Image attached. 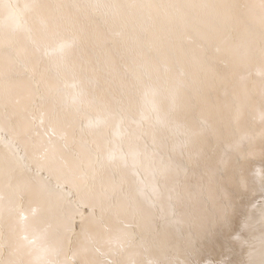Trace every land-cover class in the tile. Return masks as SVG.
Listing matches in <instances>:
<instances>
[{
  "label": "snow or ice",
  "instance_id": "6c2138e0",
  "mask_svg": "<svg viewBox=\"0 0 264 264\" xmlns=\"http://www.w3.org/2000/svg\"><path fill=\"white\" fill-rule=\"evenodd\" d=\"M5 5L6 0H0V49L3 48L5 30L9 33L27 32L30 19L43 10L46 14L43 22L56 45L54 51L61 56L75 49L78 43L86 48L101 29L112 31L119 28L121 33H127V39L121 48L117 49L116 54L127 57L129 63L125 65V71L136 81L142 80L145 75L158 72L161 63L166 65L167 71L166 57L169 53L175 52L180 57L185 54L182 48H173L170 37L177 31H194L201 41L197 44L198 54L193 57L198 68L208 73L218 65L237 75V79L230 85L223 84L224 95L228 96L230 90L234 101L232 121L242 123L245 108L259 106L260 131L256 134L246 133L228 143L225 152L248 153L258 147L264 156V0H248L243 4L240 0H74L71 4L56 0V3L49 5L41 4L39 0H23V7H9L7 16L2 12ZM82 19L93 21L91 32L80 26ZM65 24L69 26L70 31L60 35L59 29ZM145 34L150 35L152 39L143 41L141 37ZM188 39L191 40V37ZM157 41V50L164 57L159 64L150 61L145 52V49L150 52L156 48ZM39 51L37 49V53ZM255 63L261 66L260 71H248ZM14 64L15 61L9 59L6 66L0 57V131H3L5 109L19 103L14 100ZM242 71L247 74H239ZM254 75L259 78L253 79ZM41 99L46 101L50 97ZM225 107L230 105L225 104ZM25 112L26 115L16 119L12 136L23 144V155L12 152L11 156L14 158L10 159L7 165L4 157L0 155V264H141L136 258L139 253L129 251L134 247V238L130 233L121 231L113 237L110 233L106 235L101 229L92 237L88 235V228L84 223L80 225L79 235L86 239L77 240L71 257L65 250L66 245L72 244L67 236L62 237L57 245L37 246V241L47 236V231L52 225L48 224L41 234H36L28 220L29 213L35 215L37 209H25L20 201L25 193L30 197L49 200L53 195L48 187L50 179L56 181L58 198L65 184L71 181H79L82 185L91 181L93 188L99 183L101 216L97 221L98 226L103 224L104 204L112 195L117 196L114 206L116 214H139L142 219L147 216L143 214L137 201L123 190V179L115 183L105 178L104 164L101 163L97 167L90 150L87 154L66 155V136L62 137L66 140L63 146L53 142L54 130L51 126L45 129V112L41 111L38 119L27 109ZM74 116L75 114L73 119ZM9 117L14 118L15 112L10 111ZM68 123L71 127L72 121L69 120ZM257 137L258 146L255 143ZM11 143L12 141H9L10 146ZM36 148L43 149L41 155H36ZM158 155L153 152L149 156L145 149L143 152L132 154V158L135 160L137 156L143 157L142 163L146 169H152ZM108 159L114 160L115 157L110 155ZM127 159L128 156L125 155L123 160L126 169ZM49 160L55 163V167L48 166ZM228 168V160H217L213 175L209 179L218 180L225 195L221 197V202L211 219L203 216L194 218L196 230L185 242L183 258L171 253L165 254L161 259H148L143 264H233V254L241 257L238 264H264V173L260 176L262 199L250 202L240 211L236 226L233 227L237 211L228 186L235 182L236 190L242 192L247 189L248 180L243 173L234 171L229 175ZM129 171L134 184L143 183L137 179L138 174L134 169ZM170 174L169 167L162 166V177L168 178ZM39 178H42V181ZM61 180L65 184H61ZM31 181H35L40 187L33 189L30 186ZM148 199L153 200L152 197ZM154 206L153 202L151 207ZM89 215L93 213L90 212ZM71 227L74 230V221ZM151 231L149 225L148 234H151ZM222 233L226 234V239L220 240ZM192 236L211 240L214 244L219 242L223 251L218 258L201 261L196 258L200 249L196 247ZM143 244L144 240L141 239L140 246ZM125 253L127 255H124Z\"/></svg>",
  "mask_w": 264,
  "mask_h": 264
},
{
  "label": "bare ground",
  "instance_id": "6f19581e",
  "mask_svg": "<svg viewBox=\"0 0 264 264\" xmlns=\"http://www.w3.org/2000/svg\"><path fill=\"white\" fill-rule=\"evenodd\" d=\"M64 2L70 4L72 2V0H64ZM39 3L44 4V5H49V4L56 3V0H39ZM9 7L20 9L23 7V0H6V5L2 9L3 15L7 16ZM45 15L46 14L44 13L43 10H41L37 15H34L30 19L29 25H28V30L25 33H9L7 30H5V32L3 34V39H4L3 48L0 49V51H8L10 43L14 40H19V39H21V40L24 39L26 41V43H22L20 48L26 49L28 52L32 53L33 55L37 52V49H40V51L41 50L44 51L43 48L48 47L47 45L49 44V41H51V37H52L50 32L45 27V24L43 22ZM80 26L85 31L91 32L92 27L94 25H93L92 20L82 19L80 22ZM69 31H70V28L67 24H65L61 29H59V33H61L60 35H65ZM106 31H107L106 29H101L99 34L94 35L93 38L89 41L86 48L83 44L78 43V45L75 49H73L71 52H69L68 54H66L64 56H61L59 54L58 55H55V54L52 55L53 54L52 53L50 56H48V57L46 56L47 58L42 59L43 60V66H44L43 69L46 70L45 67H50V65H51V67H53L57 71L63 73V75L65 76V78H64V76H63V78L65 80L62 79L64 81L63 83L61 82L62 84H64L62 86L67 88V86H65V84H66L68 86H71L70 88H72V87H74V85H76V86H79V85L82 86L83 85L84 86V83H86V82H90V84H92V89L91 90L85 89V90H88V92L82 94L83 96L81 95L79 97L76 95L77 98L79 97V102H78L77 98H76L77 104L74 105L73 104L74 101L72 102V104L74 105V106H72V107H74L72 111L71 110L68 111L69 108L67 111L65 109L66 112H63L64 114H68V112L70 113L68 115L69 118H68V120H66V123H64L63 125H60L59 128L57 127V123H56L57 131H65L64 133L66 134L65 136H66V140L68 143V149H67L65 154L66 155L68 153H84V154H87L88 151L90 150L94 159H95L96 166L99 167V165L101 163L104 164V166H105V172H104L105 178L107 180H111L112 182L118 183L122 179L124 180L128 177L131 178V176H130L131 173L129 170L134 169L137 172V174L138 173L144 174L146 170H148V172H149V169H146V167L142 163L143 157L137 156V158L134 160L132 158V154L143 152L145 149L147 150V153L149 156H151V154L153 152H157L159 155L157 157L156 163L154 164L153 168L150 169L151 172L148 174L149 180L154 181V182L158 181V183L164 182V183H166L167 187L165 186V188L163 190H161V192H158L159 195H156L157 193L156 194L154 193L153 195H151L152 194L151 193L150 194L151 196L148 195L149 197H152L153 200H149L148 197H146V196L144 198L140 199L141 196L137 197L140 193L139 191L135 192L132 189L125 190V192L129 193L131 198H134L137 201V203L139 204V206L141 207V209L143 211V214L145 216H147V218H144V219H142L139 214H136V215H133L132 213L116 214V212L114 210V206L116 203L117 196H115V195L110 196L108 198V200L106 201V203L104 204L105 212H104L103 224H101L99 226L97 225V221L99 220V218L101 216V199H100V185H99V183H97L96 187L93 188L91 181H89L88 184H86V185H82L79 181H71V182L65 184V182L63 180H61V184H65V186L62 189V193H59V198H58V196H57L58 190L55 189L56 181L54 179H50L48 187L53 192V195L51 196V198L49 200H44V199H40L37 197H30L27 193H25L23 199L20 201L21 205L25 209H30V208L37 209L35 215L29 213V220H28L29 225L35 230L36 234H38V235L41 234L48 224L52 225V227L49 228L47 231V236L44 239L37 241V246H43L45 244L57 245L62 237L67 236L72 241V244L66 245L65 250L67 251V254H71L72 248L76 245V242L78 239L81 241L86 239V237L79 235L81 223H84L87 226L89 236L95 237L97 231L101 230V229H103L105 231L106 235L109 233L111 235H114L115 233H118V232L126 230V229L136 228V227H138V225H140L144 221L155 218L161 212H164V211L169 210L171 208L174 209L175 204H176V207L178 205L177 208L175 207L176 208L175 212H177V211L180 212L184 207L190 208V206L194 205L197 202H200V200L198 201V198H197L198 195L194 199H191L192 201L189 203L186 202L187 197H185L186 200L185 199L183 200L185 202H182L181 195H180L182 190L180 191V194L177 193V195H174V192H173L174 185L176 184V187H177V186H179V185H177V182L180 183V181L177 179H182V183H185L184 186H182V187L188 186L189 183H187V182H190V181H192V183H194L193 181L197 182L199 180V177L200 176L202 177L204 175L203 173H205V171L206 172L208 171V173H209V169L212 166V162L218 158V155H220L222 153V151L225 150V147L227 145V140L229 143L230 140H231L230 142H232L236 139H239L241 136H243L242 135L243 133L256 134L257 129L256 130H253V128L249 129L251 127V126H249V123L251 122V120H253L255 118L256 119L260 118V110H259L258 105L255 108H253L251 106H247L245 108V114H244V119H243L242 123L237 124V123L233 122L235 124L233 126V128L229 129V128H231V126H229V128H228L226 121L228 119H231V111L234 109V101L232 100L231 94H229L227 97L223 94V91H224L223 84H229L230 85L232 82H234L237 79V75H236V73H234L230 70H226L222 67H219V68L215 67L212 71H210L208 73L201 71L197 65L193 66V68L187 69L186 71H184V69L182 67L183 73H180V75H177L178 77L175 76L176 77V78L174 77L175 79H171V78L166 79L167 77L164 78L161 75H157V77L156 76L150 77V76L146 75L147 79H144V80L142 79L140 81H136L133 79L132 76L131 77L129 76L128 78L124 77L123 74H125V72L123 73V71L125 70L124 65L126 64V62H128L127 59H124V60H126L125 64H123L124 63L123 61H122V63H120L121 61L119 62V59L117 61V62H119V64L118 63L113 64L109 59H106V57H108L106 54H105L106 56L104 57L105 59L103 58L101 60L99 58L100 55L97 56V55L93 54V51H94L93 47L97 46L96 45L97 42H99L100 40H104V42H105L104 45H106V41H108L107 40L108 38H106V41L104 38V36H106L105 35ZM176 33H179V32H176ZM123 34L125 35L127 33H123ZM145 36H147V34ZM109 37L111 38L112 36H109ZM123 37L125 38V36H122V39H123ZM147 37H145V39ZM149 37H150V35H149ZM142 38H144V36H142ZM193 38H191V39L193 40ZM176 39H179V38H176ZM142 40H144V39H142ZM150 40H151V38H150ZM109 41H110V39H109ZM145 42H147V41H145ZM179 42L180 41H177L176 45H179ZM53 43H55V42H53V40H52V44ZM157 43H158V41H157ZM188 43H190V42H187V44ZM52 44H50V45L52 46ZM172 45H174V42L172 43ZM176 45H175V47H176ZM180 45L182 46L183 44H180ZM107 46H108V44H107ZM109 46H113V45H109ZM185 46H187V45H185ZM99 47H100V45H99ZM99 47L97 46L96 48H99ZM113 47L116 48L115 46H113ZM182 47L184 49V46H182ZM96 48H94V49H96ZM101 48H102V46H101ZM114 48H113V53L115 52ZM157 48H159V47H157ZM157 48H156V50H157ZM185 48H187V47H185ZM188 48H189V46H188ZM194 48L196 49V47H194ZM146 50L147 49H145V51ZM193 50L192 51L190 50V51L194 52ZM15 51L16 50H14V51L12 50V52H10V55L13 54ZM196 51H197V49H196ZM157 52L155 51L154 53H157ZM8 53H9V51H8ZM95 53L97 54V52H95ZM148 54H150V53L148 52ZM191 54H194V53H191ZM169 55H170V53H169ZM194 55H191V57L192 56L194 57ZM154 56H155V54H154ZM171 56H174V55L171 54ZM95 57H97V59L99 58V61H97ZM113 57H114V55H113ZM150 57H152V56H150ZM158 57H157V59H158ZM170 57L168 56V58H170ZM184 57H183V59H184ZM191 57H187V59L191 58ZM31 58L34 59V56L33 57L29 56V59H31ZM25 59L26 58L24 57V61H25ZM33 59H32V61H33ZM121 59H122V57H121ZM22 60L23 59H21L19 62H21ZM169 60H171V59H169ZM180 60H182V58ZM191 60H193V59H191ZM24 61H22V62L24 63ZM155 61H157V60H155ZM176 61H179V60H176ZM188 61H190V60H188ZM26 62H28V61L26 60ZM40 62H38V63L35 62L34 64H32L29 60V63L32 64L31 68L29 67L30 65L28 64L29 65L28 66L26 63V68L29 67V69H27V71L25 72L26 75L24 77L22 76L24 78V82L19 87V89L15 92L16 94H18V93L25 94V92L28 93L29 91L31 93V90L34 89V87H37L39 80L41 79V76H42V74L40 76V74H39L40 72L38 71L40 66L42 65V63H40ZM170 63H174V62L171 61ZM182 63L184 64L183 60H182ZM194 63H193V65H194ZM19 64L17 65L18 67H19ZM173 65H175V63ZM176 65H177V63H176ZM186 65H187V62H186ZM171 66H172L171 64H170V67L168 66L169 72H170ZM184 66H185V64H184ZM22 68H24V67H22ZM26 68H24V69H26ZM160 68H162V67H160ZM54 69H53V71H54ZM163 69H164V67H163ZM163 69H162V71H163ZM177 69H179V68H177ZM260 69L261 68H259L258 70L260 71ZM56 70H55V72H56ZM173 70L175 71V68ZM47 71L49 72L50 69ZM159 71H160V69H159ZM14 72L17 73V71H14ZM48 72L46 74H45V72L44 73L42 72V73L47 76ZM52 73H51V75H52ZM127 73L129 74V72H127ZM174 73H172V75L179 73V71H177L175 74ZM154 74H157V73L154 72ZM158 74H159V72H158ZM165 74H167V73H165ZM239 74L246 75L247 73L242 71ZM17 75L18 74H16V77H19ZM35 76L38 77V80H34ZM53 76L54 75H52L51 77H53ZM61 76L62 75H60L58 78H60ZM54 77L56 78V74ZM169 77H170V75H169ZM43 78L45 79V77H43ZM49 78H47V79H49ZM172 78H173V76H172ZM197 78H198V80H197ZM258 78H256V79H258ZM47 79H46V82L50 81V79L48 81H47ZM20 80H21V78H20ZM54 80H56V79H54ZM56 81H58V80H56ZM21 82H22V80H21ZM53 83H50L49 85L47 83V88L46 87L45 88L48 89L49 91L50 90L52 91V89L49 87L55 85ZM209 83L211 84L210 87L208 86ZM88 84L89 83H87L86 86ZM19 85H20V83H19ZM38 87H39V85H38ZM40 87H42L41 84H40ZM66 88H64V90ZM83 88H85V87H82L80 89L82 90ZM151 88H155L156 90L152 89V91H151ZM157 88L160 89V91H158L159 93L156 92L158 90ZM169 88L173 89L170 91V92H173V93H171V95L167 92ZM42 89H44V88H41V90ZM61 89H62V87H61ZM61 89H59V90H61ZM163 89H165L167 91H165ZM64 90H62L61 92H63ZM68 90L71 91L70 89H67V91ZM162 90H163L162 93H164L165 96L160 95ZM42 92H43L42 94L46 93V92H44V90ZM71 92H70V94H71ZM74 92L72 94H74ZM81 92H83V91H81ZM34 93H35V91H34ZM52 93H53V91H52ZM67 93H65V94H67ZM38 94H40V93H38ZM59 94H61V93H59ZM62 94H63V97L65 98L64 92ZM156 94H158L157 98L155 97ZM51 95L54 96V94H51ZM17 96H15V100H17L16 99ZM23 97L26 99V97L24 95H23ZM49 97H51V96L49 95ZM73 97H74V95H73ZM73 97L71 96V98H73ZM26 100H28V97ZM20 101H22V100L20 99ZM59 101H61V100H59ZM64 101H65V99H64ZM70 101H72V100H70ZM70 101L68 100V102H70ZM51 103H53V102L51 101ZM58 103L59 102H57V104ZM141 103L144 104L145 107L147 106V110L146 111L141 110L142 112L138 113V110L140 112V108L142 107ZM40 104H41V102H39V105ZM43 104H47V103H44V101H43ZM61 104H63V102H61ZM61 104L59 103V105H61ZM140 104H141V107L138 109V106ZM225 104L230 105V107H225ZM34 105H36V104H34ZM68 105H67V107H69ZM14 106L16 108V106H18V105H14ZM14 106H13V109H14ZM27 106L24 105L23 109ZM55 106H56V104H55ZM65 106H66V104H65ZM43 107H44V105H43ZM61 107H62V105H61ZM56 108H57V106H56ZM56 108H54V109H56ZM45 109H47V108H45ZM61 109H64V108H61ZM6 110H8V109H6ZM10 110H12V109H10ZM51 110H52V108L50 109V111ZM58 110H56L57 113L60 112V111L58 112ZM17 112H18V115L21 113V112L19 113V111H17ZM52 113H54V112H52ZM55 114L56 113H54L53 115L55 116ZM73 114H75L74 119H73ZM15 115H17V114H15ZM32 115H35V114H32ZM57 115H60V114H56V116ZM55 117L53 120L56 119ZM5 118H6V116H5ZM8 118H10V117H8ZM57 118H58V116H57ZM206 118H212L214 120V122H216V124H220V126L219 127L217 126L218 128L214 127L216 130H209V129H208L209 131L205 130L206 131L205 140L203 142L201 141V143L199 144L200 140L196 136L197 134L195 133L196 134L195 136L191 135V134H192L193 129L195 130V128L200 125V122ZM10 119H9V121H10ZM61 119L63 120V117ZM91 119H93V121H94L93 124L91 125V127L86 130L87 132L85 130H82L84 133L83 134L80 133L81 134L80 135L79 129L82 127V125L85 122H87L88 120H91ZM69 120L72 121L71 127H69V123H68ZM5 121H6V119H5ZM11 121H12V119H11ZM56 121H58V120L56 119ZM59 122H61V121L59 120ZM228 122H230V121H228ZM51 123H53V122H51ZM6 124H9V123H6ZM86 124H88V123H86ZM208 124H209V122H208ZM208 124H207V126H208ZM230 124H232V123H230ZM137 127H141V129L137 128ZM13 129H15V127H13ZM135 129H137V131ZM142 129H143V131H142ZM123 131H125V132L123 133ZM203 131H204V129H203ZM202 132H200V133H202ZM121 133H123L124 135L122 136ZM55 136H57V134ZM61 137H63V136H61ZM61 140L63 142H66V140L64 138H62ZM114 140L116 141L117 146L113 149V153L109 152V151L106 152L107 151L106 149L112 146V144H111V146H109L108 143L110 141H111V143H114ZM56 143H57V141H56ZM74 144H75V146H74ZM20 145H22V144L20 143ZM106 145H108V147ZM168 146L171 147V149L167 150L166 148ZM11 147L13 148V146H11ZM19 147L21 148V146H19ZM20 148H18V149L20 150ZM104 150H106L105 151L106 153L103 152ZM256 150L259 151L258 149H256ZM16 151H18V150L16 149ZM253 152L255 153V151H253ZM110 153H112L111 155H114V157H115L114 160L108 159V156ZM182 153H185V155L187 157L186 159L181 157ZM255 154H258V153H255ZM4 155H5V153H4ZM125 155L128 156L127 169L124 167L123 157ZM223 156H224V154H223ZM253 156L254 155L251 154V157H253ZM259 156L260 155H257V157H259ZM231 157H229V158L231 159ZM13 158L14 157H10V159H13ZM161 159L163 161V164H161ZM233 159L236 160V158H233ZM251 159H253V158H251ZM243 160H245L244 157L241 158L240 162ZM228 161H229V159H228ZM164 165H167L171 171V174L168 178H163L161 175V168ZM48 166L49 167H55V163L52 162L51 160H49ZM256 167L257 166H255V168ZM212 168H213V166H212ZM259 171H262V170H259ZM147 173H145L146 177L148 176ZM260 173H262V172H260ZM45 174H47V173H45ZM201 174H203V175H201ZM210 174H211V172H210ZM244 174L246 177L247 173L245 172ZM252 174H253V172H252ZM252 174H249V175H252ZM138 175H140V174H138ZM143 177L145 178V176H143ZM204 177H206V176H204ZM25 178H27L26 174H25ZM258 178H260V177H258ZM39 179L42 181V178H39ZM202 179H204V178H202ZM176 180H177V182H175V184L173 185L174 181H176ZM205 180L206 179H204V182H205ZM247 180H248V178H247ZM145 181H144V183H145ZM182 183H180V184L183 185ZM202 184H204V183H202ZM207 184H206V186H207ZM248 184H249V181H248ZM142 185L140 184V186H142ZM234 185H235V182H233L229 186H234ZM30 186L33 189H38L40 187V185L38 183H36L35 181H31ZM137 186L139 187V185H137ZM193 186H194L193 188H195V185H193ZM198 186H202V185H198ZM160 187H162V186L160 185ZM124 189H126V187ZM143 189H145V188H143ZM179 189H181V187H179ZM211 189H213V187ZM183 190H185V188ZM188 190H185V191H188ZM214 190H215V193H217L218 190L216 191V188ZM153 191H154V189H153ZM194 191L197 192V190H194ZM192 192L193 191H191L190 193H192ZM253 192H254L253 198L255 195L260 196L262 194V192H261V180L255 186ZM184 193H182V195ZM198 193H199V191H198ZM187 194H186V196H187ZM214 194H213V197L215 196ZM221 194L218 193L216 195L218 196ZM144 195H146V194H144ZM169 196H171V198H169ZM193 196H195V195H193ZM209 196H211L210 193H209ZM239 196L240 195H238V197ZM205 197H207V196H205ZM182 198H184V197L182 196ZM236 198H237V196H236ZM216 199H217V197L215 198V200ZM219 199H217L218 200L217 202L211 201L209 203L208 209H206V210H209V212L211 214L212 213L214 214L219 203L221 202L220 201L221 199L220 200ZM233 199H235V198H233ZM238 199H240V198H238ZM188 200H190V199H188ZM204 200H205V198H204ZM240 201H241V199H240ZM240 201L238 203H240ZM153 202H154L155 206L151 207V204ZM236 205L237 204L235 203V206ZM189 210L191 211V209H188V211ZM200 210H201V208H200ZM90 212H92L93 215L90 216L89 215ZM202 212L205 213V211H202ZM209 212H207V213L210 214ZM191 216H189V217H191ZM194 216H196V215L194 214ZM174 217H176V216H174ZM185 217L186 216H184V219H185ZM210 217H212V216H210ZM236 217H238V216H236ZM77 218H79V220H75ZM191 218L193 219V217H191ZM189 219L190 218H188L187 223H188ZM209 219H211V218H209ZM163 220H164L163 223L159 226L158 229L151 231V232H155L158 235V238H157V241L155 242V244L152 245L153 247L151 249L148 248L149 251L146 253L141 264H143V262L147 261L148 259H153V260L157 259V255L159 254L161 248L164 245V238L165 237H164L163 233L168 229L169 224H170L169 217H166ZM177 220H179V219H177ZM236 220L237 219L234 218L233 227L236 226ZM73 221L75 223L74 230L71 227ZM176 223H179V222L176 221ZM125 225H129L130 227L125 228L124 227ZM179 225H182V224L179 223ZM179 225L175 224L174 226H179ZM172 228H174V227L172 226ZM191 228H192V226H191ZM184 229H186V228H184ZM188 229H190V228H188ZM193 229H194V227H193ZM189 231L190 230H188V232ZM194 231H195V229H194ZM179 232H180V230H179ZM179 232H176V234ZM191 232H193V231H191ZM155 233H153V234H155ZM187 233L184 234L186 237L188 236ZM176 234H174V235H176ZM177 236H180V235H177ZM183 239H181V240H183ZM196 241H197V245H198L199 241L202 242L203 240L197 239ZM196 241H194V242H196ZM208 246H209V249L210 248L214 249V247H215V246L210 247V245H208ZM204 247H202V248H204ZM209 249H208V251H210ZM220 249H221V247H220ZM220 249H218V250H220ZM215 250H216V248H215ZM218 250H216L217 253H218ZM180 251H182V250H180ZM216 251H214V253ZM177 252H179V251H177ZM201 253H202V251H201ZM208 253L210 254V252H208ZM208 253H204V254H207V256H208ZM220 253L221 252H219V254ZM201 255H203V254H201ZM211 255H212V253H211ZM203 256H205V255H203ZM235 256L237 257V255H235ZM217 257H218V254H217Z\"/></svg>",
  "mask_w": 264,
  "mask_h": 264
},
{
  "label": "rangeland",
  "instance_id": "374dc122",
  "mask_svg": "<svg viewBox=\"0 0 264 264\" xmlns=\"http://www.w3.org/2000/svg\"><path fill=\"white\" fill-rule=\"evenodd\" d=\"M73 1L74 0H72V2L71 3H73ZM240 2L243 4V3H247L248 2V0H240ZM70 3V4H71ZM118 31H117V30ZM115 31V32H114ZM177 32H179V33H174L171 37H170V40H171V42L173 41L174 42V45H172L173 46V48H181L182 46H184V49H183V47H182V49L183 50H185L184 52H185V54H184V59H183V57H180V56H178V55H176V53H174V52H171L170 53V55L168 54V56L170 57L171 56V54L172 55H174V56H171L170 58H168V56H167V68H169L170 67V64L173 66H171V69H170V72H169V69L167 70V72H166V70H164V69H166V65H164L163 63V65L162 64H160L159 66L160 67H162V68H160L159 67V69H160V71H158L159 72V74H158V72H155V73H157V74H154V73H152L151 75H148V76H156L157 77V75H161V76H163L164 78H166V79H169V78H171V79H175L176 77L175 76H177V75H180V73H183V69H184V71H186L187 69H190V68H193V66H196V63H194L193 61L194 60H191V59H193V56L191 57V55H197L198 54V49H197V44H199V43H201V41H200V38L196 35V33L194 32V31H191V30H189V31H187V32H185V31H177ZM106 34V36H104V38H105V41H106V38H108L107 40L108 41H106V45H104L105 44V42H104V40H100L99 42H97L96 43V45L99 47V45H100V47L99 48H96L97 46H95V47H93V54L94 55H97V56H99V58H100V60L101 59H103L106 55L108 56V57H106V59H109L113 64H119V62L120 63H122V61L124 62L123 64H125V62H126V60H124V59H127L126 58V56L124 57V55L122 56V55H116L115 53H116V51H117V49L118 48H121V45L123 44V42L127 39V34H123V33H121L120 32V30H119V28H115V29H113L112 31H106L105 32ZM59 34H61V33H59ZM120 34V35H119ZM125 36V38L123 37V39H122V36ZM146 35V34H145ZM144 35V38H142L141 37V39H144L143 41H148V40H150V38L152 39V37L150 36L149 37V35H147V36H145ZM109 36H112L111 38L109 37ZM189 36H191V38H193V40L191 39V41L188 39V37ZM115 37V38H114ZM118 37V38H117ZM145 37H147L146 39H145ZM176 38H179V39H176ZM182 38V39H181ZM184 38V39H183ZM186 38V39H185ZM109 39H110V41H109ZM115 39V40H114ZM198 39V40H197ZM52 40H53V42H54V39H53V37H51V41H49V44L47 45L48 47H46V48H43L44 49V51L43 50H41V51H39V53H35L34 55L32 54V53H30V52H28L26 49H21L20 47H21V45H22V43H26V41L24 40V39H19V40H14V41H12L11 43H10V45H9V53H8V51H0V57H2L3 58V60H4V62H5V65L7 66V62L9 61V59H11V60H13V61H15V64H14V71H17V73L16 72H14V74L15 75H13V77H12V82H13V85H14V91L16 92L18 89H19V87L23 84V82H24V76L26 75V71H27V69H29V67L31 68V66H32V64H34L35 62H40V63H42V65L40 66V68H39V74H40V76H41V74H42V76H41V81L39 80V83H38V85H39V87H40V84L42 85V87H38V85H37V87H34V89H32L31 90V93H30V91L28 92V93H26L25 92V94H23V93H18V94H16L15 93V95H14V100H15V96H17L16 97V99L18 100V101H20V99L22 100V101H20L19 103H17V104H14V105H18V106H16V108H15V106H14V109H13V106L10 108V109H12V110H10V109H8V110H6L5 109V113H4V120H3V131H0L1 133H0V155H3V157H4V160L6 161L5 163H6V165H7V163H8V161H9V159H10V157H12L11 156V153L12 152H17L19 155H23V144L20 142V140L17 138V139H13V132H14V129H13V127H15V125H16V119H19L20 117H22V116H24V115H26V112H25V109H27L28 110V112H30L31 114H35V116L37 117V119L39 118V115H40V112L41 111H44L45 112V129H48L49 128V126H51V128L54 130V135H52V140H53V142L54 143H56V141H57V145L58 146H63V144H65V142H63L61 139H62V137L61 136H65L66 134L64 133L65 131H57V127L59 128V126L60 125H63L64 123H66V120H68V118H69V112H68V114H64L63 112H66L67 110H68V108H69V110L68 111H72L73 110V108L74 107H72V106H74L75 104H77L76 103V95L77 96H81L82 94H84V93H86V92H88V90H91L92 89V84H90V82H86V83H84V86L82 85H79V86H76V85H74V87H72V88H70L71 86H68V85H66L65 84V86H67V88L66 87H64V86H62V85H64V84H62L64 81L63 80H65L64 78H65V76L63 75V73H61V72H59V71H57L56 69H54L53 67H51V65H50V67H45L46 68V70L45 69H43V60L42 59H45V58H47L48 56H50L52 53V55H58L55 51H54V49H55V47H56V45H55V43H53L52 44ZM120 40V41H119ZM197 40V41H196ZM177 41H180L179 42V45L180 44H183L182 46L180 45H176L177 44ZM199 41V42H198ZM172 42V43H173ZM183 42V43H182ZM187 42H190V43H188L187 44ZM196 42V43H195ZM111 43V44H110ZM113 43V44H112ZM115 43V44H114ZM156 43V46L157 47H159V42L157 43V42H155ZM196 45H195V44ZM50 44H52V46L50 45ZM99 44V45H98ZM107 44H108V46H107ZM118 44V45H117ZM158 44V45H157ZM12 45V46H11ZM55 45V46H54ZM109 45H113V46H115L116 48H114L113 46H109ZM175 45H176V47H175ZM185 45H187V46H185ZM191 45V46H190ZM195 45V46H194ZM101 46H102V48H101ZM119 46V47H118ZM188 46H189V48H188ZM13 47V48H12ZM104 47V48H103ZM108 47V48H107ZM156 47V48H157ZM185 47H187V48H185ZM194 47H196V49H197V51H196V49L194 48ZM94 48H96V49H94ZM111 50H110V49ZM113 48L115 49L114 51V53H113ZM156 48H154L152 51H145V52H147L146 53V55H147V58L151 61H155V60H157V61H155V63L157 62V64H159V62H160V59H164L162 56H161V53H159V51L158 50H156ZM99 49V50H98ZM158 49V48H157ZM194 49V50H193ZM12 50L14 51V50H16L13 54H11L10 55V52H12ZM40 50V49H39ZM108 50V51H107ZM189 50V51H188ZM193 50L194 52H191V51ZM18 51V52H17ZM54 51V52H53ZM100 53H99V52ZM157 52V53H154V52ZM17 52V53H16ZM45 52H47V54L45 55ZM95 52H97V54L95 53ZM148 52L150 53V54H148ZM152 52V53H151ZM194 53V54H191V53ZM21 53V54H20ZM25 55H24V54ZM44 53V54H43ZM104 53V54H103ZM155 54V56H154V54ZM159 53V54H158ZM189 53V54H188ZM17 54V55H16ZM32 54V55H31ZM106 54V55H105ZM210 55H211V52L209 53ZM42 55V56H41ZM113 55H114V57H113ZM176 55V56H175ZM190 55V56H189ZM194 55V56H195ZM18 58H17V57ZM29 56H31V57H33L34 56V59L33 58H31V59H29ZM47 56V57H46ZM150 56H152V57H150ZM159 56V57H158ZM191 57V58H188L187 59V57ZM24 57L26 58L25 59V61H24ZM39 57V58H38ZM118 57V58H117ZM121 57H122V59H121ZM151 59H150V58ZM157 57H158V59H157ZM96 58V60L97 61H99V58L97 59V57H95ZM117 60H116V59ZM155 58V59H154ZM174 58V59H173ZM177 58V59H176ZM182 58V60H183V62H184V64H185V66H184V64L182 63V60H180V59ZM21 59H23L22 61H24V63L21 61V62H19ZM32 59H33V61H32ZM105 59V58H104ZM118 59H119V62H117L118 61ZM154 59V60H153ZM169 59H171V60H169ZM179 60V61H176V60ZM186 59V60H185ZM26 60L28 61V62H26ZM29 60H30V62L32 63H29ZM128 60V59H127ZM188 60H190V61H188ZM17 61V62H16ZM35 61V62H34ZM169 61V62H168ZM171 61H173L174 63H175V65H176V63H177V65L175 66V65H173L174 63H170ZM116 62V63H115ZM186 62H187V65H186ZM19 64V67L17 66L18 64ZM23 63V64H22ZM26 63H27V65L29 66V67H27L26 68ZM129 63V61L128 62H126V64H128ZM182 63V64H181ZM193 63H194V65H193ZM22 64V65H21ZM125 64V65H126ZM22 67H24V68H26V69H24V68H22ZM124 65V66H125ZM162 65V66H161ZM192 65V66H191ZM17 66V67H16ZM169 66V67H168ZM163 67H164V69H163ZM182 67H183V69H182ZM215 67H220V66H215ZM175 68V71L173 70V69ZM177 68H179V69H177ZM259 68H261V66L259 65V63H255V64H253L249 69H248V71H251V72H253V73H257V72H259ZM24 69V70H23ZM50 69V71L48 72L47 70H49ZM53 69H54V71H53ZM162 69H163V71H162ZM45 70V71H44ZM55 70H56V72H55ZM172 70V71H171ZM53 73H52V72ZM176 73L177 71H179V73H174V72ZM181 71V72H180ZM19 72V73H18ZM21 72V73H20ZM45 72V74L48 72V74H47V76L46 75H44L43 73ZM125 72V74H123V76L124 77H126V78H128L129 76L131 77V74L129 75L125 70L123 71V73ZM50 73V74H49ZM51 73H52V75H54L55 76V74H56V78L53 76V77H51L52 75H51ZM61 73V74H60ZM161 73V74H160ZM165 73H167V74H165ZM169 73V74H168ZM171 73V74H170ZM172 73H174L175 75H172ZM16 74H18L17 76H19V77H16ZM20 74V75H19ZM62 75L60 78H58L60 75ZM154 74V75H153ZM49 75V76H48ZM51 75V76H50ZM169 75H170V77H169ZM173 76V78H172V76ZM23 76V77H22ZM63 76H64V78H63ZM43 77H45V79L43 78ZM50 77V78H49ZM175 77V78H174ZM178 77V76H177ZM15 78V79H14ZM17 78V79H16ZM20 78H21V80H22V82H21V80H20ZM23 78V79H22ZM40 78V77H39ZM47 78H49L50 79V81H48L49 79H47ZM256 78H258V76H253V79H256ZM45 81H44V80ZM46 79H47V81L48 82H46ZM54 79H56V80H60L59 82L58 81H56V80H54ZM63 79V80H62ZM144 79H147V77H146V75H145V77H143V80ZM16 80V81H15ZM34 80H38V77H36L35 76V78H34ZM54 80V81H53ZM71 80V79H70ZM18 81V82H17ZM43 81V82H42ZM54 83H53V82ZM62 82V83H61ZM19 83H20V85H19ZM47 83H48V85L50 84V83H53V84H55V85H53V86H51V87H49V88H51L52 89V91H53V93H52V91L50 90H48V89H46L47 88ZM57 83V84H56ZM61 85H60V84ZM66 83V82H65ZM87 83H89L87 86H86V84ZM44 84V85H43ZM46 84V85H45ZM19 85V86H18ZM90 85V86H89ZM46 87V88H45ZM58 87V88H57ZM61 87H62V89H61ZM66 88L65 90H64V88ZM82 88V87H85V88H83L82 90L80 89V88ZM41 88H44V89H42L41 90ZM90 88V89H89ZM59 89H61V90H59ZM67 89H70L71 91H67ZM80 89V90H79ZM85 89H88V90H85ZM152 89H154V90H156L155 88H151V91H152ZM158 90L156 91L157 93H159L158 91H160V89L159 88H157ZM44 90V92H46V93H44V94H42L43 91ZM46 90V91H45ZM62 90H64L63 92H64V94L65 93H67V94H65L64 96H65V98L63 97V92H61ZM163 90H165V89H163ZM163 90L161 91V94L160 95H162V96H165V94L164 93H162L163 92ZM171 90H173L172 88H169L168 89V91L167 90H165V91H167L170 95H171V93H173V92H170ZM33 91V92H32ZM34 91H35V93H34ZM56 91V92H55ZM66 91V92H65ZM75 91V92H74ZM81 91H83V92H81ZM40 93V94H38V93ZM70 92H71V94H70ZM74 92V94H72ZM80 94H79V93ZM59 93H61V94H59ZM27 94V95H26ZM35 94V95H34ZM51 94H54V96L53 95H51ZM223 94H224V91H223ZM229 94H231V92H230V90H229ZM22 95V96H21ZM23 95L26 97V99H27V97H28V100H26L24 97H23ZM33 97H32V96ZM49 95L51 96L50 97V99H48V100H46V101H44V103H47V104H43L44 105V107L43 108H41V104L43 103V101H41L42 99H41V97H45V96H48L49 97ZM60 95V96H59ZM67 95V96H66ZM69 95V96H68ZM73 95H74V97H73ZM71 96L73 97V98H71ZM83 96V95H82ZM30 97V98H29ZM79 97L77 98L78 99V102H79ZM155 97L157 98L158 97V94H156L155 95ZM227 97V96H226ZM55 98V99H54ZM63 98V99H62ZM68 98V99H67ZM26 101H25V100ZM40 99V100H39ZM64 99H65V101H64ZM75 99V100H74ZM39 100V101H38ZM59 100H61V101H59ZM68 100L70 101V100H72V101H70V102H68ZM24 101V102H23ZM37 101V102H36ZM48 101V102H47ZM51 101L54 103H51ZM74 101V102H73ZM39 102H41V104L39 105ZM57 102H59L60 104H61V102H63V104L65 103L66 104V106H65V104L63 105V104H61L62 105V107H61V105H59V103L57 104ZM67 102V103H66ZM72 102H73V104H72ZM24 103V104H23ZM26 103V104H25ZM49 103V104H48ZM70 103V104H69ZM143 103V102H142ZM141 103V104H142ZM34 104H36V105H34ZM55 104H56V106H57V108L59 109H57L56 108V106H55ZM69 104V105H68ZM141 104L138 106V109L141 107ZM24 105L25 106H27V107H25L24 109H23V107H24ZM55 107H54V106ZM59 105V106H58ZM67 105L69 106V107H67ZM37 106V107H36ZM37 110H35L34 108ZM67 107V108H66ZM45 108H47V109H45ZM52 108V112H54V113H56V114H60V115H57L58 116V118H57V116H56V114H55V116L53 115L54 113H52L51 111H50V109ZM54 108H56V109H54ZM61 108H64V109H61ZM71 108V109H70ZM145 108V109H144ZM20 109V110H19ZM65 109H66V111H65ZM24 110V111H23ZM55 110V111H54ZM56 110H58V112L59 113H57L56 112ZM144 110V111H146L147 110V106L145 107L144 106V104H142V107L140 108V112H139V110H138V113H141L142 111ZM8 111V112H7ZM10 111H14L15 112V114H17V115H15L16 117H14V118H11L12 119V121H11V119L10 118H8L9 117V112ZM17 111H19V115H18V112ZM7 112V113H6ZM34 112V113H33ZM36 112V113H35ZM47 115V116H46ZM53 115V116H52ZM65 115V116H64ZM5 116H6V118H5ZM49 119H48V118ZM52 117V118H51ZM54 117L58 120V121H56V119L55 120H53L54 119ZM63 117V120L61 119ZM8 118V119H7ZM51 118V119H50ZM5 119H6V121H5ZM9 119H10V121H9ZM50 122H48V121ZM51 120V121H50ZM59 120L61 121V122H59ZM92 120V121H91ZM91 120H88L87 122H85L83 125H82V127L79 129V134L80 133H84L82 130H87V129H89L90 127H91V125L93 124V119H91ZM204 120V121H203ZM201 122H200V125L199 126H197L196 128H195V130L193 129V131H192V134L191 135H196L198 138H199V140H200V142H199V144L201 143V141L203 142L204 140H205V134H206V131H209V130H216L214 127H216V128H218L219 126H220V124H216V122H214V120L212 119V118H206V119H203ZM232 119H228L227 121H226V123H227V126H228V128H229V126H231V128H229V129H232L233 128V126L235 125L234 123V121H231ZM260 118L258 119H253V120H251V122L249 123V126H251L249 129H252L253 128V130H256L257 129V132L256 133H258L259 131H260V127H261V124H260ZM56 121V122H55ZM228 121H230V122H228ZM12 122V123H11ZM51 122H53V123H51ZM91 122V123H90ZM208 122H209V124H208ZM234 122V123H233ZM6 123H9V124H6ZM56 123H57V127H56ZM86 123H88V124H86ZM211 123V124H210ZM230 123H232V124H230ZM5 124V125H4ZM52 124V125H51ZM86 124V125H85ZM207 124H208V126H207ZM213 124V125H212ZM48 125V126H47ZM85 125V126H84ZM7 126V127H6ZM11 126V127H10ZM88 126V127H87ZM218 126V127H217ZM86 127V128H85ZM207 127V128H206ZM12 128V129H11ZM137 128H140L141 129V127H137ZM206 128V129H205ZM203 129H204V131H203ZM209 129V130H208ZM124 130V129H123ZM136 131H137V129H135ZM139 130V129H138ZM203 132H202V131ZM206 130V131H205ZM142 131H143V129H142ZM7 132V133H6ZM87 132V131H86ZM125 131H123V133H124ZM200 132H202V133H200ZM9 133V134H8ZM12 133V134H11ZM63 133V134H62ZM123 133H121L122 134V136L124 135ZM196 133V134H195ZM4 134V135H3ZM7 134V135H6ZM57 134V136H55ZM246 133H243L242 135H245ZM247 134H253V133H247ZM81 135V134H80ZM60 136V137H59ZM117 140V139H116ZM5 141V142H4ZM9 141H12V143H11V146H13V148L9 145ZM19 141V142H18ZM118 141V140H117ZM231 141V140H230ZM230 141H229V143H230ZM113 142V141H112ZM20 143L22 144V145H20ZM116 143V141L114 140V143H111V141L108 143L109 144V146H111V144H112V146L111 147H109V148H107L108 147V145H106L105 147L107 148L106 150H104L103 152L104 153H106V152H112L113 153V149L117 146V143ZM255 143L257 144V146L259 145V138L257 137L256 138V140H255ZM17 144V145H16ZM107 144V143H106ZM198 144V145H199ZM227 144H228V140H227ZM73 145V144H72ZM19 146H21V148L19 147ZM74 146H75V144H74ZM201 146V145H200ZM113 147V148H112ZM18 148H20V150L18 149ZM5 149V150H4ZM16 149L18 150V151H16ZM167 150L168 149H171V147H167L166 148ZM256 149H258L259 150V148L257 147ZM13 150V151H12ZM37 150V151H36ZM43 151V149L42 148H36L35 149V151H36V154H37V156H39V155H41L42 154V151ZM11 151V152H10ZM106 151V152H105ZM253 152V151H252ZM252 152H248V153H240V154H237V153H227V152H225V150L224 151H222V153L220 154V155H218V158L217 159H215L213 162H212V166H213V168H212V166L210 167V169H209V173H208V171L206 172L205 171V173H203V174H201V175H203L202 177L200 176L199 177V182L197 183L196 181H193L194 183H192V181H190V182H187V183H189L188 184V186H185V187H182V186H184V184L185 183H182V179H177V180H179L180 181V183H182L183 185H181L179 182H177V180L176 181H174V183H173V185L175 184V182H177V185H179V186H177L176 187V184L174 185V190H173V192H174V195H177V193H179L180 194V191H181V199H182V202H185V201H183L184 199H185V197H187V200L188 199H190V200H186V202H191L192 200L191 199H194L197 195V198H198V201L200 200V202H197V203H195L194 205H192V206H190V208H188V207H184L180 212H175V209L178 207V205H177V207H176V204H175V206H174V209H169V210H166V211H164V212H161L160 214H158L155 218H152V219H149V220H146V221H144L143 223H141L140 225H138V227H136V228H133V229H126V230H123V232H127V233H130L131 234V236L134 238L133 239V244H134V247L132 248V249H129V251L130 252H136V253H139V255L136 257L141 263H142V261H143V259H144V257H145V255H146V253L149 251V249H151L153 246V244H155V242L157 241V238H158V235L155 233V232H151V234H148V229H149V225H151V228H152V230H156V229H158L159 228V226L163 223V219L164 218H166V217H169V219H170V224H169V227H168V229L163 233L164 234V245H163V247L161 248V250H160V252H159V254L157 255V259H161L165 254H171V253H175L176 255H179L181 258H183V253H184V248H185V242H186V240L189 238V236L191 235V233H193L194 232V229H195V225H194V223H193V220H194V217H200V216H203V217H207V218H212L213 217V213L211 214L210 212H209V210H206V209H208V206H209V203L211 202V201H215V202H217L218 200L217 199H219L220 197H222L223 195H225V192L222 190V189H220V182L218 181V180H210L209 179V177H211L212 175H213V169L215 168L214 166H216V163H217V160L218 159H220V158H223V159H226V160H228L229 159V168H228V174L229 175H232L233 174V172L235 171V172H237V173H247L246 174V177L248 178V181H249V186L247 187V189L246 190H244V191H242V192H238L237 190H236V187H235V185L234 186H228V191L229 192H231L232 193V195H233V198H235L234 199V202L237 204L235 207H236V211H237V215L236 216H238V217H235L237 220H238V218H239V213H240V211H242L244 208H246L248 205H249V203L250 202H258V201H260L261 199H262V194L260 195V196H258V195H255L254 196V198H253V195H254V188H255V186L260 182V178H258V177H260L261 176V174L264 172V156L262 157V155H261V153L259 152V151H257V150H255V153H258V154H255L254 152L252 153ZM4 153H5V155H4ZM39 153V154H38ZM112 153H110L109 154V156L112 154ZM223 154H224V156H223ZM251 154H253L254 156L253 157H251ZM233 155V156H232ZM257 155H260L259 157H257ZM10 156V157H9ZM108 156V157H109ZM232 156V157H231ZM235 156V157H234ZM250 156V157H249ZM257 158H256V157ZM181 157L182 158H184V159H186L187 157H186V155H185V153H182L181 154ZM226 157V158H225ZM229 157H231V159L233 160H231ZM245 158V160H243V161H241L240 162V160H241V158ZM255 157V158H254ZM228 158V159H227ZM233 158H236V160L235 159H233ZM251 158H253V159H251ZM231 160V161H230ZM49 162V161H48ZM25 163H27V160H25ZM251 164V165H250ZM256 164V165H255ZM257 166L256 168H255V166ZM33 167H35V165H33ZM259 170H262V171H259ZM253 172V174H252V172ZM148 172V170H146L145 171V173H147ZM151 172V170L149 169V172L147 173V175L149 174ZM210 172H211V174H210ZM250 172V173H249ZM257 174H256V173ZM259 172V173H258ZM260 172H262V173H260ZM143 174V173H138V174H140V175H138L137 176V178L139 179V180H142L143 181V183H144V181H145V183L143 184V183H140L142 186H140V184H134V182H133V179H132V176H131V178L130 177H128V178H126V179H124V181H125V183H124V188L126 187V189H123L124 191L125 190H129V189H132L133 191H139L140 193H139V195L137 196V197H140V199L141 198H144L145 196L146 197H149V196H151V195H153L154 193L156 194V193H158V192H161V190H163L164 188H165V186H166V183H162V182H160V183H158V181H151V180H149V175L146 177V174ZM252 174V175H249V174ZM210 174V175H209ZM256 174V175H255ZM142 175V176H141ZM249 175V176H248ZM259 175V176H258ZM141 176V177H140ZM143 176H145V178L143 177ZM204 176H206V177H204ZM244 176H245V174H244ZM251 176V177H250ZM144 178V179H143ZM202 178H204V179H206L205 180V182H204V179H202ZM128 179V180H127ZM253 180V181H252ZM128 181V182H127ZM130 181V182H129ZM151 181V182H150ZM202 181V182H201ZM209 181V182H208ZM120 182V181H119ZM118 182V183H119ZM128 183V184H127ZM192 183V184H191ZM201 183V184H200ZM202 183H204V184H202ZM207 184V186H206V184ZM213 183V184H212ZM155 184V185H154ZM197 184V185H196ZM127 185V186H126ZM130 185V186H129ZM137 185H139V187L137 186ZM160 185L162 186V187H160ZM193 185H195V188H193L194 186ZM198 185H202V186H198ZM255 185V186H254ZM135 186V187H134ZM137 186V187H136ZM147 186V187H146ZM190 186V187H189ZM131 187V188H130ZM160 187V188H159ZM167 187V186H166ZM179 187H181V189H179ZM189 187V188H188ZM203 187V188H202ZM205 187V188H204ZM213 187V189H211ZM128 188V189H127ZM135 188V189H134ZM143 188H145V189H143ZM158 188V189H157ZM185 188V190H188V191H185V190H183ZM216 188V191H217V193H215V189ZM142 189V192L140 191ZM153 189H154V191H153ZM193 189V190H192ZM199 189V190H198ZM205 189V190H204ZM156 190V191H155ZM158 190V191H157ZM177 190V191H176ZM194 190H197V192L196 191H194ZM214 190V191H213ZM191 191H193L192 193H190ZM198 191H199V193H198ZM201 191V192H200ZM207 191V192H206ZM211 191V192H210ZM215 193H213V192ZM145 192V193H144ZM185 192V193H184ZM195 192V193H194ZM206 192V193H205ZM134 193V192H133ZM142 193V194H141ZM146 194V195H144V194ZM152 193V194H151ZM182 193H184L183 195H182ZM188 193V194H187ZM190 193V194H189ZM197 193V194H196ZM208 193V194H207ZM209 193H210V195L211 196H209ZM212 193V194H211ZM221 194V195H216V194ZM151 194V195H150ZM186 194H187V196H186ZM207 194V195H206ZM213 194L215 195L214 197H213ZM149 195V196H148ZM185 195V196H184ZM193 195H195V196H193ZM238 195H240L239 197H238ZM143 196V197H142ZM182 196L184 197V198H182ZM190 196V197H189ZM205 196H207V197H205ZM236 196H237V198H236ZM189 197V198H188ZM217 197V199L215 200V198ZM204 198H205V200H204ZM212 198V199H211ZM238 198H240L241 199V201H240V199H238ZM221 199V198H220ZM219 199V200H220ZM255 200V201H254ZM221 201V200H220ZM240 201V203H238ZM205 204H203V203ZM248 202V203H247ZM208 203V204H207ZM201 204V205H200ZM239 204V205H238ZM200 205V206H199ZM239 206V207H238ZM176 207V208H175ZM198 207V208H197ZM200 208H201V210H200ZM204 208V209H203ZM188 209H191V211L189 210L188 211ZM195 209V210H194ZM202 211H205V213L204 212H202ZM169 214H167V213ZM172 212V213H171ZM184 212V213H183ZM207 212H209L210 214H208ZM166 213V214H165ZM192 213V214H191ZM185 214V215H184ZM194 214L196 215V216H194ZM199 214V215H198ZM203 214V215H202ZM192 215V216H191ZM166 216V217H165ZM174 216H176V217H174ZM183 216V217H182ZM184 216H186L185 217V219H184ZM189 216H191V217H193V219L191 218V217H189ZM210 216H212V217H210ZM164 217V218H163ZM188 218H190L189 219V221H188V223H187V220H188ZM177 219H179V220H177ZM75 220H79V218H77V219H75ZM177 222H179L180 224H182V225H179V223H176V221ZM181 220V221H180ZM173 221V222H172ZM190 222V223H189ZM176 225H179V226H174L175 224ZM190 224V225H189ZM187 225V226H186ZM172 226L174 227V228H172ZM191 226H192V228H191ZM193 227H194V229H193ZM184 228H186V229H184ZM188 228H190V229H188ZM184 231H183V230ZM192 229V230H191ZM179 230H180V232H179ZM188 230H190L189 232H188ZM196 230V229H195ZM191 231H193V232H191ZM121 232V231H120ZM120 232H118V233H115L114 235H112L113 237H115V236H117V235H119V233ZM176 232H179V233H177L176 234ZM189 234H188V233ZM153 233H155V234H153ZM181 233V234H180ZM187 233V237L184 235V234H186ZM174 234H176V235H174ZM183 234V235H182ZM177 235H180V236H177ZM224 235V236H223ZM170 236V237H169ZM185 238H184V237ZM184 238V239H183ZM141 239H143L144 240V244H143V246L141 247L140 246V241H141ZM181 239H183V240H181ZM192 239H193V241H196L197 239L198 240H203L202 242H200L199 241V243H198V245H197V241L196 242H194V243H196L195 245L197 246V248L199 247V249H200V254H199V256L198 257H196L197 259H200L201 261H206V260H208L209 258H218L219 257V255L221 254H219V252H222L223 251V249L221 250L220 249V245H219V242L218 243H215V245H214V243L210 240H205V239H200V238H198V237H195V236H192ZM223 239H226V234H221L220 235V240H223ZM147 240V241H146ZM205 240V241H204ZM208 241V242H207ZM136 243V244H135ZM168 243V244H167ZM184 243V244H183ZM150 244V245H149ZM206 244V245H205ZM147 245V246H146ZM149 245V246H148ZM171 245V246H170ZM208 245H210V247H213V246H215L214 247V249H212V248H210L209 249V246ZM205 246V247H204ZM176 249H175V248ZM202 247H204V248H202ZM149 248V249H148ZM164 248V249H163ZM215 248H216V250H218V249H220V250H218V253H217V251L215 250ZM145 249V250H144ZM202 249V250H201ZM208 249L210 250V251H208ZM171 250V251H170ZM180 250H182V251H180ZM213 252H212V251ZM177 251H179V252H177ZM201 251H202V253H201ZM207 251V252H206ZM214 251H216L215 253H214ZM208 252H210V254L208 253ZM204 253H208V256H207V254H204ZM211 253H212V255H211ZM201 254H203V255H205V256H203V255H201ZM214 254V255H213ZM217 254H218V257H217ZM124 255H127V253H125ZM216 255V256H215ZM235 255H237V254H233L232 255V259L234 260L233 261V264H238V262H239V260L241 259V257L239 256V255H237V257L235 256ZM68 256L69 257H71V254H68ZM210 256V257H209ZM201 257V258H200ZM236 259H235V258ZM207 258V259H206ZM206 259V260H205ZM238 261V262H237ZM237 262V263H236Z\"/></svg>",
  "mask_w": 264,
  "mask_h": 264
}]
</instances>
